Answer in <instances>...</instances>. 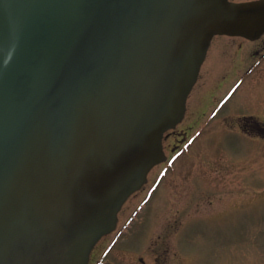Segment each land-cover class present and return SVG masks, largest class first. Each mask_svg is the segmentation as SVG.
<instances>
[{
	"label": "water",
	"instance_id": "water-1",
	"mask_svg": "<svg viewBox=\"0 0 264 264\" xmlns=\"http://www.w3.org/2000/svg\"><path fill=\"white\" fill-rule=\"evenodd\" d=\"M263 33L264 0H0V264H87L106 234L98 264L212 38Z\"/></svg>",
	"mask_w": 264,
	"mask_h": 264
},
{
	"label": "rangeland",
	"instance_id": "rangeland-1",
	"mask_svg": "<svg viewBox=\"0 0 264 264\" xmlns=\"http://www.w3.org/2000/svg\"><path fill=\"white\" fill-rule=\"evenodd\" d=\"M176 130L98 264H264V36H214Z\"/></svg>",
	"mask_w": 264,
	"mask_h": 264
},
{
	"label": "flooded vegetation",
	"instance_id": "flooded-vegetation-1",
	"mask_svg": "<svg viewBox=\"0 0 264 264\" xmlns=\"http://www.w3.org/2000/svg\"><path fill=\"white\" fill-rule=\"evenodd\" d=\"M264 36V34H262L259 38H257V39H254V40H249V39H245V38H241V37H239L241 40H245V41H257L258 39H260L261 37H263ZM238 51H240V49L238 50ZM257 52V51H256ZM256 52H254V54H252L253 55V58H254V60L255 59H258V58H262V56L261 55H259V54H256ZM221 68V71H220V73H222L221 74V78H223V79H228L229 77H228V75L226 74L227 73V70L229 69L230 70V67H227V66H225V65H223V66H221L220 67ZM225 69V70H224ZM238 76H236V78H237ZM198 81V80H197ZM233 89V88H232ZM232 89H231V91H232ZM238 89V88H237ZM211 91V90H210ZM225 91H227V89L225 90ZM236 91V90H235ZM235 91L233 92V93H231V95H233L234 93H235ZM226 92H224V94H225ZM213 94V93H212ZM212 94L210 95V96H212ZM212 98L213 97H211V100H210V102H212ZM230 99H232V98H229V99H227V100H230ZM227 104V102L226 103H224L220 108L222 109V108H224L225 107V105ZM212 107H213V105H215L214 103H212V104H210ZM212 107H210V109H208V113L207 114H205V116H207V117H209L212 113H211V110H212ZM211 113V114H210ZM215 115H213L214 117L215 116H217L218 114H219V112H216V113H214ZM184 117H185V115H184ZM183 120H184V118L182 119V121H181V123L183 122ZM180 124V123H179ZM177 130H176V128H174V129H171V130H169V131H167L165 134H164V136H163V138H162V144H163V150L165 151V146L167 147L168 146V144L167 145H165L166 143H167V141L170 139V138H172V137H176L177 135ZM185 141H188L187 139L185 140ZM184 141V142H185ZM176 146H178V145H176ZM178 147H181L180 145L178 146ZM176 151V150H175ZM165 154V153H164ZM167 156L168 155H166L165 154V156H164V159H163V161L160 163V164H162V163H164L165 161H167L168 160V158H167ZM165 159H167V160H165ZM94 250H95V247L92 249V251H91V254H90V259H91V257H92V255H93V253H94ZM90 259H89V262H90ZM88 262V264H90Z\"/></svg>",
	"mask_w": 264,
	"mask_h": 264
}]
</instances>
